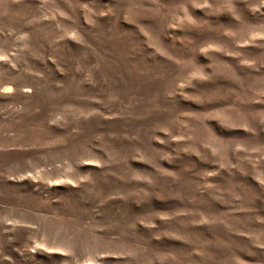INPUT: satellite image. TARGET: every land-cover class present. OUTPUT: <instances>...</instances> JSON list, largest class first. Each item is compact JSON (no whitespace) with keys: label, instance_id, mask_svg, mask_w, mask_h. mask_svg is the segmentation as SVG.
I'll use <instances>...</instances> for the list:
<instances>
[{"label":"rangeland","instance_id":"1","mask_svg":"<svg viewBox=\"0 0 264 264\" xmlns=\"http://www.w3.org/2000/svg\"><path fill=\"white\" fill-rule=\"evenodd\" d=\"M0 264H264V0H0Z\"/></svg>","mask_w":264,"mask_h":264}]
</instances>
